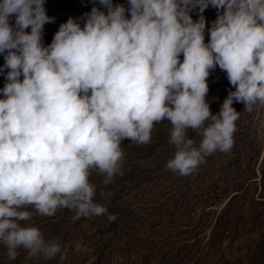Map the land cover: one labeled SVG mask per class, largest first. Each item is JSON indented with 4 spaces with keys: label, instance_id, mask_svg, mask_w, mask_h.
Here are the masks:
<instances>
[{
    "label": "clouds",
    "instance_id": "1",
    "mask_svg": "<svg viewBox=\"0 0 264 264\" xmlns=\"http://www.w3.org/2000/svg\"><path fill=\"white\" fill-rule=\"evenodd\" d=\"M99 2L103 10L92 7L82 25L69 17L45 45L43 26L54 17L44 0H0V243L10 259L18 248L44 259L66 251L21 224L27 205L47 216L67 208L74 220L107 212L89 174H102L104 185L122 174L125 138L147 143L154 123L169 121L175 150L165 167L187 175L205 155L231 148L233 101L249 112L264 106V0ZM209 6L216 15L205 42ZM217 66L233 90L212 113L206 78Z\"/></svg>",
    "mask_w": 264,
    "mask_h": 264
},
{
    "label": "rangeland",
    "instance_id": "2",
    "mask_svg": "<svg viewBox=\"0 0 264 264\" xmlns=\"http://www.w3.org/2000/svg\"><path fill=\"white\" fill-rule=\"evenodd\" d=\"M116 3L127 8V0ZM44 7L54 17L43 26L45 45L69 17L82 25L92 7L103 10L99 0H44ZM190 15L197 19L196 8ZM203 15L207 42L216 9L209 6ZM206 79L205 99L216 113L233 86L218 66ZM4 82L0 72V88ZM232 106L239 116L228 151L207 154L195 170L180 175L165 167L175 150L168 139L171 124L154 123L147 143L122 140V174L111 183L102 184V174L90 170L89 181L97 186L93 199L107 209L105 214L74 220L67 208L47 216L25 206L31 215L21 224L36 226L45 239L66 246L63 258L28 257L18 248L10 259L0 243V264H264V106L254 105L251 112L240 102ZM186 134L198 145L197 130L189 128ZM101 189L111 195H101ZM108 214L115 218L109 221Z\"/></svg>",
    "mask_w": 264,
    "mask_h": 264
}]
</instances>
